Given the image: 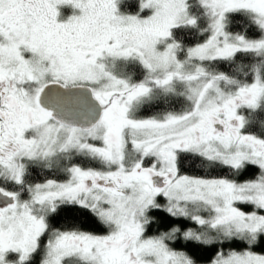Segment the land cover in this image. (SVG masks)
Returning a JSON list of instances; mask_svg holds the SVG:
<instances>
[{
    "label": "snow or ice",
    "instance_id": "snow-or-ice-1",
    "mask_svg": "<svg viewBox=\"0 0 264 264\" xmlns=\"http://www.w3.org/2000/svg\"><path fill=\"white\" fill-rule=\"evenodd\" d=\"M213 249L264 264V0H0V264Z\"/></svg>",
    "mask_w": 264,
    "mask_h": 264
},
{
    "label": "trees",
    "instance_id": "trees-1",
    "mask_svg": "<svg viewBox=\"0 0 264 264\" xmlns=\"http://www.w3.org/2000/svg\"><path fill=\"white\" fill-rule=\"evenodd\" d=\"M189 174H193V175H215L216 173H207V172H199V171H196V170H191ZM45 178H58V179H62V177H56V176H51V175H47L46 174H41L39 176L36 177L37 180H40L42 181L43 179ZM156 232V229L153 228L149 231V235H152V234H155ZM174 247H177L179 248L180 245H173ZM214 249L213 250H209V251H205V252H200V253H197V259L202 261V262H206L212 257V255L214 254Z\"/></svg>",
    "mask_w": 264,
    "mask_h": 264
},
{
    "label": "flooded vegetation",
    "instance_id": "flooded-vegetation-1",
    "mask_svg": "<svg viewBox=\"0 0 264 264\" xmlns=\"http://www.w3.org/2000/svg\"><path fill=\"white\" fill-rule=\"evenodd\" d=\"M62 177V179L64 178L63 176H61Z\"/></svg>",
    "mask_w": 264,
    "mask_h": 264
},
{
    "label": "rangeland",
    "instance_id": "rangeland-1",
    "mask_svg": "<svg viewBox=\"0 0 264 264\" xmlns=\"http://www.w3.org/2000/svg\"><path fill=\"white\" fill-rule=\"evenodd\" d=\"M64 179V178H63Z\"/></svg>",
    "mask_w": 264,
    "mask_h": 264
}]
</instances>
